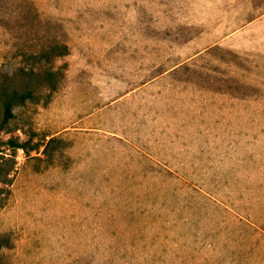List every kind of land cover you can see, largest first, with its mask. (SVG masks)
Listing matches in <instances>:
<instances>
[{"label":"rangeland","instance_id":"374dc122","mask_svg":"<svg viewBox=\"0 0 264 264\" xmlns=\"http://www.w3.org/2000/svg\"><path fill=\"white\" fill-rule=\"evenodd\" d=\"M40 65L0 264H264V0H0V75Z\"/></svg>","mask_w":264,"mask_h":264},{"label":"trees","instance_id":"16d2710c","mask_svg":"<svg viewBox=\"0 0 264 264\" xmlns=\"http://www.w3.org/2000/svg\"><path fill=\"white\" fill-rule=\"evenodd\" d=\"M66 54V46H63V50L59 53H54V50L39 54L35 58L41 62L43 57L46 63L58 56H64ZM19 74V75H17ZM18 81L15 83V81ZM45 89L47 95L56 89V73L44 65L37 66V68H30L28 70L19 69L12 77H6L0 75V102L2 104V119L5 122L13 117L12 106L14 104L23 103L25 100H34L39 98L35 91ZM37 95V96H36ZM12 146L21 147L15 142L10 141Z\"/></svg>","mask_w":264,"mask_h":264}]
</instances>
